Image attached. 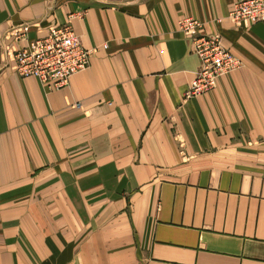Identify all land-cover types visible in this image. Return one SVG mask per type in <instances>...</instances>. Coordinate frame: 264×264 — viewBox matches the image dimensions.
<instances>
[{
  "label": "crops",
  "instance_id": "crops-1",
  "mask_svg": "<svg viewBox=\"0 0 264 264\" xmlns=\"http://www.w3.org/2000/svg\"><path fill=\"white\" fill-rule=\"evenodd\" d=\"M236 1L0 0V264H264V21ZM183 17L242 62L193 98ZM54 24L94 54L49 92L12 59Z\"/></svg>",
  "mask_w": 264,
  "mask_h": 264
},
{
  "label": "built area",
  "instance_id": "built-area-1",
  "mask_svg": "<svg viewBox=\"0 0 264 264\" xmlns=\"http://www.w3.org/2000/svg\"><path fill=\"white\" fill-rule=\"evenodd\" d=\"M227 17L236 23L242 20L262 22L264 0H238ZM178 28L189 36L191 50L200 59V67L184 92L185 98L211 91L219 78L241 67L242 62L227 48L220 34L200 32L203 23L198 19L183 17L178 21ZM20 39L24 44L13 50L14 71L21 77L38 79L49 92L67 87L74 74L89 67L94 54L66 24L51 25L42 37L30 39L22 35Z\"/></svg>",
  "mask_w": 264,
  "mask_h": 264
},
{
  "label": "rangeland",
  "instance_id": "rangeland-1",
  "mask_svg": "<svg viewBox=\"0 0 264 264\" xmlns=\"http://www.w3.org/2000/svg\"><path fill=\"white\" fill-rule=\"evenodd\" d=\"M235 3V2H234ZM230 11V10H229ZM229 13V12H228ZM227 16H228V14H227ZM228 18V17H227ZM230 20V19H229ZM231 21V20H230ZM242 21H244V20H242ZM247 21V20H246ZM240 22V21H239ZM250 22V21H249ZM233 23H236V22H233ZM238 23V22H237ZM252 23V22H251ZM222 36V35H221ZM223 37V36H222Z\"/></svg>",
  "mask_w": 264,
  "mask_h": 264
}]
</instances>
